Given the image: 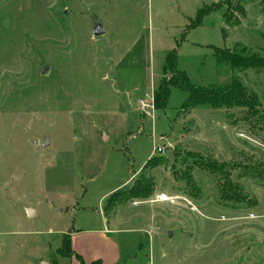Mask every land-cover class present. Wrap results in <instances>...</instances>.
<instances>
[{"label":"rangeland","instance_id":"obj_1","mask_svg":"<svg viewBox=\"0 0 264 264\" xmlns=\"http://www.w3.org/2000/svg\"><path fill=\"white\" fill-rule=\"evenodd\" d=\"M214 47L264 57V0H0V264H264V71L216 64ZM171 50L194 86L239 81L256 116L186 112L175 88L139 114ZM142 179L146 198L107 204Z\"/></svg>","mask_w":264,"mask_h":264},{"label":"trees","instance_id":"obj_2","mask_svg":"<svg viewBox=\"0 0 264 264\" xmlns=\"http://www.w3.org/2000/svg\"><path fill=\"white\" fill-rule=\"evenodd\" d=\"M217 10L215 4L209 6H202L197 10L194 21H191L187 28L197 27L201 24L203 17ZM226 19V18H225ZM227 21V20H226ZM213 57L216 64H226L230 70L244 72L247 70L264 71V57L255 54H246V49L241 51H230L228 49L213 48ZM163 75H168L169 80L162 79L153 91L154 108L159 111L165 108L170 96L171 89H178L186 94L181 108L189 112L197 107H204L210 109H231L234 107L243 108L246 110L245 114L248 116H256L255 109L259 106V102L255 95H248L239 81L232 80L227 85L221 87H197L191 84L185 71H180L176 68V51L171 50L165 54L164 64L162 67ZM196 157V155L191 154ZM149 163L158 162L157 160L149 159ZM144 164L141 170L146 168ZM200 168L206 169L210 174L222 175L223 184L222 189H226L225 193H229V199L237 198L238 191L231 186L229 180H226L228 173L224 171L225 165L215 162H208L199 164ZM147 180L142 179L134 183L131 188L124 194L118 190L111 194L107 199V204L113 206L117 200L113 198L117 195L118 200L123 198H146L150 189L147 186ZM113 200V201H112ZM111 202V204H110ZM59 255L62 257H70L74 252L70 248V239L68 235H64L61 241ZM94 261L89 264H95ZM83 264V263H81ZM100 264V262H98Z\"/></svg>","mask_w":264,"mask_h":264},{"label":"built area","instance_id":"obj_3","mask_svg":"<svg viewBox=\"0 0 264 264\" xmlns=\"http://www.w3.org/2000/svg\"><path fill=\"white\" fill-rule=\"evenodd\" d=\"M202 1L211 3V2H215L216 0H202ZM135 108L139 114H143L146 117L151 116L155 111L153 91L144 92L141 98L136 101ZM155 151L158 154H162L164 152V147L157 146L155 148Z\"/></svg>","mask_w":264,"mask_h":264},{"label":"water","instance_id":"obj_4","mask_svg":"<svg viewBox=\"0 0 264 264\" xmlns=\"http://www.w3.org/2000/svg\"><path fill=\"white\" fill-rule=\"evenodd\" d=\"M104 33V30L102 29L100 23L98 21H93L92 22V34L94 37H98L100 35H102ZM46 70V67H43L41 70V74L44 73ZM45 144L43 145V147H45L47 145V141H44ZM32 212L31 209H27V213L30 215Z\"/></svg>","mask_w":264,"mask_h":264},{"label":"crops","instance_id":"obj_5","mask_svg":"<svg viewBox=\"0 0 264 264\" xmlns=\"http://www.w3.org/2000/svg\"><path fill=\"white\" fill-rule=\"evenodd\" d=\"M107 232H109L110 230H106ZM112 231V230H111ZM116 231V230H115ZM61 256V255H60ZM59 256V257H60ZM26 264H32L31 263V261H29V262H26ZM33 264H50L49 262H46L45 260L43 261V260H38V262L37 263H33Z\"/></svg>","mask_w":264,"mask_h":264}]
</instances>
